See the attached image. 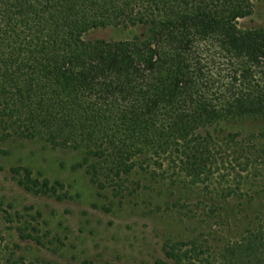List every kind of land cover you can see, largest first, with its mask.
<instances>
[{"label":"trees","instance_id":"obj_1","mask_svg":"<svg viewBox=\"0 0 264 264\" xmlns=\"http://www.w3.org/2000/svg\"><path fill=\"white\" fill-rule=\"evenodd\" d=\"M252 8V0H0V137L82 150L90 180L121 194L145 166L194 185L223 180L226 195L249 177L263 182L264 133L216 128L223 118L264 117V28L236 25ZM108 26L146 32L83 39ZM12 171L43 194L62 188ZM202 247L179 242L165 257L264 264V216L218 252Z\"/></svg>","mask_w":264,"mask_h":264},{"label":"rangeland","instance_id":"obj_2","mask_svg":"<svg viewBox=\"0 0 264 264\" xmlns=\"http://www.w3.org/2000/svg\"><path fill=\"white\" fill-rule=\"evenodd\" d=\"M238 19L240 30L264 28V0ZM142 27H102L85 41H124L145 34ZM217 130L249 137L264 133V117L221 119ZM0 137V258L39 264H172L170 245L196 240L215 253L264 216V180L252 177L234 195L217 179L190 184L165 167L137 168L124 194L111 184L93 183L85 172L84 152L52 148L36 139ZM59 182L55 194L26 185L12 170ZM56 186V185H55ZM223 188V189H222ZM223 190V191H222Z\"/></svg>","mask_w":264,"mask_h":264}]
</instances>
